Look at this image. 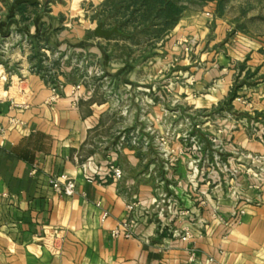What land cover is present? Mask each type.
<instances>
[{
  "label": "crops",
  "instance_id": "0c3cea01",
  "mask_svg": "<svg viewBox=\"0 0 264 264\" xmlns=\"http://www.w3.org/2000/svg\"><path fill=\"white\" fill-rule=\"evenodd\" d=\"M16 1L0 0V264H264V78L228 104L237 77L264 70L261 46L225 43L210 13H189L147 72L94 35L88 19L107 0ZM80 52L102 76L76 73ZM172 98L196 114L228 105L240 122L225 154L204 147L195 165L121 145ZM112 160L121 180L107 174ZM65 172L74 196L50 184ZM134 201L138 238L113 237Z\"/></svg>",
  "mask_w": 264,
  "mask_h": 264
},
{
  "label": "rangeland",
  "instance_id": "374dc122",
  "mask_svg": "<svg viewBox=\"0 0 264 264\" xmlns=\"http://www.w3.org/2000/svg\"><path fill=\"white\" fill-rule=\"evenodd\" d=\"M183 3L187 5L183 16L194 12L210 13L209 17L213 16V25L216 21H219L223 27H226L225 43L244 41L260 45V51H264V0H183ZM100 8L88 19L89 23L99 25V22L105 19L107 21L105 26L109 29L114 28L116 23L115 16L111 15L108 8H105V11L102 9V13H100ZM131 25L125 37L117 34L111 38L116 41L113 44V52L116 53L117 57L122 56V58L132 59L133 61L137 60L141 66L144 65L145 71L150 72L152 70L149 63L150 60L165 57V54L161 52L163 43L176 27L163 39L157 40L151 34V31L139 30L137 32L134 28L136 24L132 23ZM91 35L92 32L90 31V38ZM77 55H79V60L84 62V64L79 67L76 73L81 75L87 72L91 66H93L91 69L93 73H96V71L101 73L103 66L101 63H97V65L88 64V61H92V57L82 52ZM85 55L86 58H83ZM238 67L241 70L239 72L241 76L244 71L240 68L241 65L239 66L238 64ZM261 78H264V70H262V73L260 71L255 73L250 72L244 77L242 76L240 81L239 77H237L235 85H239L240 89H249L254 85L255 80ZM160 83L159 86L162 88L163 81L161 80ZM149 99L150 97H145L144 108H146ZM249 99L241 97L240 101H245L248 104L252 102ZM126 101L130 105L131 99L127 98ZM170 102L171 108H167L169 110L166 112L162 111L160 115H153L150 110L144 112L145 124H140L139 127L134 126L127 131V135L131 136V133L136 134L139 130L141 137H146L150 141V144L146 148L142 146L138 148L151 153L154 157L159 156V154L164 155L167 152L172 153L171 157L176 159L179 156L189 155L195 165L200 162V159H204V147L208 154L212 152H218L221 155L225 154L226 147L231 142L230 136L235 130V125H237L236 121H239L228 105L221 111L213 110L196 114L191 112L190 109L181 110L183 104L178 99L172 98ZM128 115H130V112ZM220 118L222 122H225L224 124L219 122ZM148 120L151 122L150 124H148ZM178 141V147H174V142ZM200 141L204 143V146ZM196 142L202 145V152L195 148ZM176 159H171V161L176 162ZM167 161H170V159ZM221 161L219 160L220 163ZM232 177L228 179L229 183L232 182ZM234 179L235 181L237 180L236 178ZM230 187H232V184Z\"/></svg>",
  "mask_w": 264,
  "mask_h": 264
},
{
  "label": "trees",
  "instance_id": "16d2710c",
  "mask_svg": "<svg viewBox=\"0 0 264 264\" xmlns=\"http://www.w3.org/2000/svg\"><path fill=\"white\" fill-rule=\"evenodd\" d=\"M105 8H108L113 17L115 16L114 28L119 30L115 35L125 37L131 24L135 23V31H151V34L160 40L177 26L187 5L183 0H107L99 9L100 13L102 9L105 11ZM106 22L103 19L99 24L102 23L107 28ZM248 73L250 71L246 74ZM239 89V85L234 86L228 104L236 98Z\"/></svg>",
  "mask_w": 264,
  "mask_h": 264
},
{
  "label": "built area",
  "instance_id": "2783aa9c",
  "mask_svg": "<svg viewBox=\"0 0 264 264\" xmlns=\"http://www.w3.org/2000/svg\"><path fill=\"white\" fill-rule=\"evenodd\" d=\"M98 75H101L103 71L97 72ZM83 87V85H78L75 87L76 90H80ZM56 87L54 90L56 91ZM13 123H16L17 121L12 119ZM6 128L3 125H0V135L5 134ZM121 145L130 144L134 147H144L146 148L149 144L150 141L145 137L142 138L140 135V131L138 130L136 134L131 133L130 135L123 134L121 137ZM196 149H199L201 152L203 151V147L200 143L196 142L195 145ZM221 158L218 157L217 160L219 161ZM202 160V159H200ZM87 166V164H85ZM108 176L114 178L115 180H121L125 173L123 168L117 163L116 160H112L109 164V169H108ZM50 184L52 185L54 191L60 195L63 196H74L77 193V185L76 181L68 174V173H62L61 175L58 176H53L50 179ZM0 196H7V193H0ZM139 203L138 202H132L127 205L128 209V216L119 223V225L112 231V236L113 237H125L128 239H135L138 238L135 232V226L137 224V219L135 216H133V212H135V209L138 207ZM98 206H100V203H98ZM240 213H244L243 210L240 211ZM108 216V213H104V218ZM55 233H58L59 231L57 229L54 230ZM192 236L191 229L189 227H186L184 229V234L182 235V238L184 240H188ZM48 243H50L51 239H48Z\"/></svg>",
  "mask_w": 264,
  "mask_h": 264
},
{
  "label": "water",
  "instance_id": "95a60500",
  "mask_svg": "<svg viewBox=\"0 0 264 264\" xmlns=\"http://www.w3.org/2000/svg\"><path fill=\"white\" fill-rule=\"evenodd\" d=\"M37 0H17V4H22V3H31L35 4ZM119 30L117 28L114 29H107L104 27V25L101 23L99 24L95 30H94V35L97 38H105V39H111L116 33H118Z\"/></svg>",
  "mask_w": 264,
  "mask_h": 264
}]
</instances>
